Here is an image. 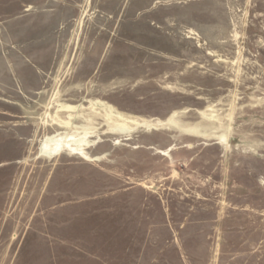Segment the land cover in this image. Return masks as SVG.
I'll return each mask as SVG.
<instances>
[{
    "label": "rangeland",
    "instance_id": "obj_1",
    "mask_svg": "<svg viewBox=\"0 0 264 264\" xmlns=\"http://www.w3.org/2000/svg\"><path fill=\"white\" fill-rule=\"evenodd\" d=\"M0 264H264V0H0Z\"/></svg>",
    "mask_w": 264,
    "mask_h": 264
},
{
    "label": "bare ground",
    "instance_id": "obj_2",
    "mask_svg": "<svg viewBox=\"0 0 264 264\" xmlns=\"http://www.w3.org/2000/svg\"><path fill=\"white\" fill-rule=\"evenodd\" d=\"M61 136V135H60ZM67 138V137H66ZM59 139V138H58ZM57 139V140H58ZM63 145H62V143L61 142H56V143H53V152L55 153V154H58V153H60L62 150H63V147H62ZM74 146V145H73ZM84 146V145H83ZM82 146V147H83ZM45 148V147H44ZM52 148V147H51ZM77 150V149H76ZM83 150V149H82ZM64 151V150H63ZM78 151V150H77ZM76 154H78L79 155V153H76ZM81 155V154H80ZM87 156V155H86Z\"/></svg>",
    "mask_w": 264,
    "mask_h": 264
}]
</instances>
